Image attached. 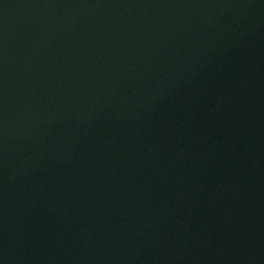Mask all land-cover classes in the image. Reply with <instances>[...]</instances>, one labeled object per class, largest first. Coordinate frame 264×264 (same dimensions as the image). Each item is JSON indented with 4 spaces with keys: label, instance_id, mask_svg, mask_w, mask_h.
<instances>
[{
    "label": "water",
    "instance_id": "water-1",
    "mask_svg": "<svg viewBox=\"0 0 264 264\" xmlns=\"http://www.w3.org/2000/svg\"><path fill=\"white\" fill-rule=\"evenodd\" d=\"M0 264H264V0H0Z\"/></svg>",
    "mask_w": 264,
    "mask_h": 264
}]
</instances>
